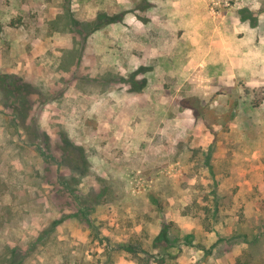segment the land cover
<instances>
[{
  "label": "rangeland",
  "instance_id": "1",
  "mask_svg": "<svg viewBox=\"0 0 264 264\" xmlns=\"http://www.w3.org/2000/svg\"><path fill=\"white\" fill-rule=\"evenodd\" d=\"M156 256L264 264V0H0V264Z\"/></svg>",
  "mask_w": 264,
  "mask_h": 264
},
{
  "label": "trees",
  "instance_id": "2",
  "mask_svg": "<svg viewBox=\"0 0 264 264\" xmlns=\"http://www.w3.org/2000/svg\"><path fill=\"white\" fill-rule=\"evenodd\" d=\"M22 87L21 86H18L16 89L19 90L21 89ZM23 88H26V85L23 86ZM256 106L259 105V101L255 104ZM64 143L65 145L68 147L70 146L69 150L72 151L69 153H72V156H71V160H75L76 161V166H78L79 168L80 167H86L87 165V162H86V158H85V154L84 152L82 151V147L80 146H74L72 144H70L66 139H64ZM79 151V154H76V151ZM69 157V156H68ZM70 160V159H69ZM82 168V169H83ZM59 178V181L62 182V184L67 188V190H69L70 194L73 195L74 198L79 199L81 198V194H79L80 192H78L76 190V187H75V183L76 181L73 180L72 177H63V178H60L59 176L57 177ZM61 179V180H60ZM71 182H75L74 184L71 183ZM59 183V182H58ZM60 184V183H59ZM60 190V189H59ZM86 215V214H85ZM158 242H166L168 243V238L165 236V231L162 232L161 235H159L156 239ZM119 248H122L128 252H131V253H138L139 252V249L137 246H135L134 244L132 243H127V244H120L119 245ZM158 257V256H156ZM156 261L159 262V264H161V262L163 261V258H156Z\"/></svg>",
  "mask_w": 264,
  "mask_h": 264
},
{
  "label": "crops",
  "instance_id": "3",
  "mask_svg": "<svg viewBox=\"0 0 264 264\" xmlns=\"http://www.w3.org/2000/svg\"><path fill=\"white\" fill-rule=\"evenodd\" d=\"M204 56L207 58V59H209V60H212L209 56H208V52L205 50V52H204ZM219 58H225V55L222 53V52H220V56H219ZM231 57H229V60H223V61H225V63H227L226 61H229L230 63H232L233 61H231V59H230ZM221 62V61H220ZM208 63V62H207ZM199 64H201V65H204L202 62L201 63H199ZM205 67V66H204Z\"/></svg>",
  "mask_w": 264,
  "mask_h": 264
}]
</instances>
